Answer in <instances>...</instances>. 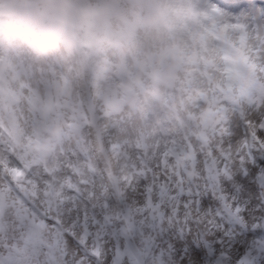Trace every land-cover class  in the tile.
<instances>
[{"label": "clouds", "instance_id": "1", "mask_svg": "<svg viewBox=\"0 0 264 264\" xmlns=\"http://www.w3.org/2000/svg\"><path fill=\"white\" fill-rule=\"evenodd\" d=\"M0 264H264V0H0Z\"/></svg>", "mask_w": 264, "mask_h": 264}]
</instances>
